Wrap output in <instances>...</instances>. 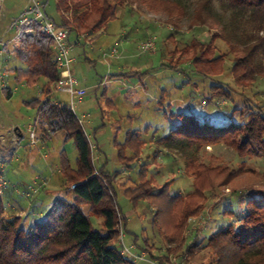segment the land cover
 I'll return each instance as SVG.
<instances>
[{"label": "rangeland", "instance_id": "rangeland-1", "mask_svg": "<svg viewBox=\"0 0 264 264\" xmlns=\"http://www.w3.org/2000/svg\"><path fill=\"white\" fill-rule=\"evenodd\" d=\"M32 1L5 0L0 11V148L3 156L0 187L8 210L6 214L22 215V225L44 218L56 198L72 199L73 189L65 190L60 152L66 151L73 167L78 164L74 140L65 141L62 133L46 139L39 124L38 144L30 147L28 128L38 122V110L25 102L45 99L46 78L42 77L35 85L18 82L15 68L24 64L14 59L13 46L18 38L16 23ZM38 1L56 21L61 20L62 14L70 23L74 22L72 11L61 10L60 14L57 0ZM125 2L128 6L119 9L118 17L107 28L94 35L72 32L70 38L74 44L70 56L79 85L87 89L82 100L75 99V113L82 120L92 145L96 173L103 169L113 175L124 243L142 256L129 259L126 264H217L214 252L205 247L207 237L223 225L234 223L238 228L240 223L247 224L246 220L238 222L245 213L227 210L245 212L254 190L264 189V145L258 155H240L233 146L237 141L235 135L206 142L185 138L182 133L180 136L185 141L182 143L177 142L178 132L173 129L185 122L179 113L195 115L198 124L216 126L240 121L243 110L249 113L247 120L253 111L264 113V79L256 84L240 85L234 80L233 61L243 45L226 41L222 28L230 23V15L223 13L218 3L214 12L205 13L206 19H198L195 8L199 0ZM150 37H156L155 51L141 53L140 43ZM194 37L203 42L211 41L216 47V56L225 57L222 73L205 76L196 71L191 61L192 49H183ZM76 40L79 43L75 44ZM114 48L117 56L108 55ZM213 85L222 86L212 88ZM6 87L13 90L10 97L4 90ZM47 98L71 104V96L57 90L56 86ZM234 110L237 114L232 118ZM130 130L140 134L144 145L138 158L127 167L119 160L117 144L125 142ZM128 155L135 153L128 151ZM143 163H149V176H153L157 187L171 181V191L182 194L191 190L196 180L195 175L186 172L191 165L220 166L226 171L227 184L208 191L207 205L198 215L187 218L190 226L183 235L187 240L181 249L168 244L154 225V210L148 201L135 204L124 194V188L138 183ZM228 175L232 176L231 181ZM35 181L38 191L27 194L25 187ZM90 208V205L84 206L86 212ZM100 219L93 216L92 222L103 230ZM196 233L197 242L185 251V246L195 241ZM115 246L120 251L123 248L121 235ZM170 247H173L171 252ZM168 255V261L161 263Z\"/></svg>", "mask_w": 264, "mask_h": 264}, {"label": "trees", "instance_id": "trees-1", "mask_svg": "<svg viewBox=\"0 0 264 264\" xmlns=\"http://www.w3.org/2000/svg\"><path fill=\"white\" fill-rule=\"evenodd\" d=\"M216 3L223 13L230 15L228 25L231 27L225 25L222 28L226 41L243 45L233 61L234 80L239 85L245 82L258 83L264 79V0H199L195 8L196 18L206 19L205 13L214 12ZM57 6L60 14L61 10L72 11L74 22L70 23L62 14L61 20L56 21L47 13L50 19L61 27L69 28L70 33L94 35L107 28L118 17L119 9L128 4L125 0H57ZM170 37L173 38L172 35ZM4 49H7L6 45ZM183 49H192L191 61L197 72L208 76L224 71L225 57L216 56V47L211 41L203 42L194 37ZM13 55L15 60L24 64V67L15 68L18 82L35 85L42 77L46 78L43 88L45 99L36 98L25 103L37 108V121L46 139L62 133L65 141L74 140L78 164L73 167L66 151L60 152L65 190L68 192L72 188L73 197L56 198L46 216L34 220L30 225H22L23 216L20 214H6L8 210L0 187V264H126L129 258L115 246L121 232V209L116 202L113 175L103 169L96 173L92 145L75 111L68 105H60L47 98L52 94L60 75L55 62L53 40L40 32L24 34L16 39ZM221 86L213 85L212 88ZM4 90L8 97L13 93L11 88L6 87ZM222 94L225 97L226 94ZM243 112L240 121L220 126L198 124L195 115L179 113L185 122L173 131L178 132L177 142L182 143L185 142L180 136L182 133H185V138L206 142L235 135L237 141L233 146L240 155H258L260 147L264 145V113L253 111L247 120L249 113L246 110ZM235 114L236 110L232 112V118ZM184 126L185 129L181 130ZM117 145L119 160L128 167L142 152L144 141L137 131L130 130L125 142ZM1 150L0 160L3 157ZM128 151L135 155L129 156ZM149 166V163L141 164L138 183L124 188V194L135 204L141 200L148 201L154 210V225L163 233L168 244H175L176 250L181 249L187 240L183 235L190 226L187 218L198 215L207 205L210 198L208 191H215L227 184L226 171L220 166L191 165L186 172L195 175L196 180L192 189L182 194L171 191V181L157 187L153 176H149ZM228 180L231 181L232 176ZM74 183L78 184L73 188ZM25 190L29 191L28 187ZM85 205L91 206L89 212L85 211ZM227 211L245 213L240 214L238 222L246 220L247 224L240 223L238 228L234 227V223L219 227L207 237L205 247L214 252L217 264H264V189L254 190L245 212L233 209ZM93 216L102 219L103 230L93 225ZM197 236L196 233L195 241L186 245L185 251L197 242ZM168 257L165 256L161 263L168 261Z\"/></svg>", "mask_w": 264, "mask_h": 264}, {"label": "built area", "instance_id": "built-area-1", "mask_svg": "<svg viewBox=\"0 0 264 264\" xmlns=\"http://www.w3.org/2000/svg\"><path fill=\"white\" fill-rule=\"evenodd\" d=\"M5 0H0V11L3 7V2ZM17 33L16 37L22 34H37L38 32L49 36L53 40V49L55 52V62L58 69L60 70L59 78L55 84L57 90L68 93L71 96V104L68 105L75 111V99L82 100L87 89L79 85V80L75 75L72 67L73 58L70 56V51L74 42L70 38V29L67 27L59 26L55 21L50 19L47 12L44 10L41 1L33 0L32 4L27 7L26 13L23 14L21 18L18 19L16 23ZM79 35V34H78ZM79 43L76 40L75 44ZM6 44H4L5 46ZM141 53L153 52L156 49V37H150L140 43ZM110 56H117V49L114 48ZM60 105H64L62 102H56ZM79 121L82 120L78 117ZM37 124H32L29 126V137H30V147H35L38 144V133ZM16 143L18 141H15ZM37 182L28 185L29 191L27 194L36 193L38 191L36 187ZM78 183H74L72 187H76ZM121 241L123 248L121 249L122 254L127 256L130 260H135L137 258H142V256L134 253L132 247H128L124 243V233L121 226Z\"/></svg>", "mask_w": 264, "mask_h": 264}, {"label": "crops", "instance_id": "crops-1", "mask_svg": "<svg viewBox=\"0 0 264 264\" xmlns=\"http://www.w3.org/2000/svg\"><path fill=\"white\" fill-rule=\"evenodd\" d=\"M46 11V10H45ZM140 75V74H139ZM18 130V129H17ZM19 133V136H22V133H20V131L18 132ZM45 185V184H44ZM38 198V197H37ZM35 214V213H34ZM38 215H42V213L41 212H38L37 213ZM101 220V219H100Z\"/></svg>", "mask_w": 264, "mask_h": 264}]
</instances>
